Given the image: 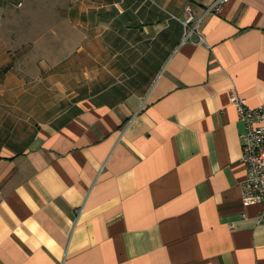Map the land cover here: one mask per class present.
<instances>
[{
	"label": "crops",
	"instance_id": "0c3cea01",
	"mask_svg": "<svg viewBox=\"0 0 264 264\" xmlns=\"http://www.w3.org/2000/svg\"><path fill=\"white\" fill-rule=\"evenodd\" d=\"M215 2L0 1V264H264L231 102L264 105V0Z\"/></svg>",
	"mask_w": 264,
	"mask_h": 264
},
{
	"label": "built area",
	"instance_id": "2783aa9c",
	"mask_svg": "<svg viewBox=\"0 0 264 264\" xmlns=\"http://www.w3.org/2000/svg\"><path fill=\"white\" fill-rule=\"evenodd\" d=\"M230 1L216 0L212 10L220 13ZM187 15L186 27L194 22L190 7ZM195 28L198 29V26ZM200 41H205L201 33ZM231 102L237 109L239 121L245 125L242 161L247 167V178L241 184L243 202L245 205H262L259 219L264 222V105L251 108L246 99L236 94L231 96Z\"/></svg>",
	"mask_w": 264,
	"mask_h": 264
},
{
	"label": "rangeland",
	"instance_id": "374dc122",
	"mask_svg": "<svg viewBox=\"0 0 264 264\" xmlns=\"http://www.w3.org/2000/svg\"><path fill=\"white\" fill-rule=\"evenodd\" d=\"M46 0H23L24 8L20 12L21 14V24H38L39 22L43 23L42 28H45V30L49 29L48 26L52 25V21L45 22V15H48V7L47 5H43L42 2ZM49 2H52V0H47ZM15 16V15H13ZM43 22H42V21ZM8 21V20H6ZM35 39H37V36H35Z\"/></svg>",
	"mask_w": 264,
	"mask_h": 264
}]
</instances>
